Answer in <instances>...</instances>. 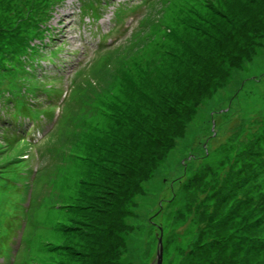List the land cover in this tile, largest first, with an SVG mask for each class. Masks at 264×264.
Returning a JSON list of instances; mask_svg holds the SVG:
<instances>
[{"label": "rangeland", "instance_id": "374dc122", "mask_svg": "<svg viewBox=\"0 0 264 264\" xmlns=\"http://www.w3.org/2000/svg\"><path fill=\"white\" fill-rule=\"evenodd\" d=\"M103 1L92 19L83 17L87 0H0V61L47 43L50 24L57 37L44 52L54 56L57 45L59 59L34 69L49 81L67 70L54 86L70 88L44 142H0V167L21 162L14 177L23 173L0 205V260L19 233L13 264H152L160 237L162 264H264V0ZM221 27L237 42L251 28L240 46L249 56L224 63L228 79L164 150L154 108L192 87L195 55ZM9 65L0 80L17 75ZM35 122L10 129L40 140L48 121Z\"/></svg>", "mask_w": 264, "mask_h": 264}, {"label": "trees", "instance_id": "16d2710c", "mask_svg": "<svg viewBox=\"0 0 264 264\" xmlns=\"http://www.w3.org/2000/svg\"><path fill=\"white\" fill-rule=\"evenodd\" d=\"M26 1H28L31 6H36V2H39V0ZM90 1L93 2L94 0ZM44 20L45 19L43 18V21ZM244 27V25L241 26V32L243 31ZM247 30H251V28H248ZM247 30L245 34L243 33L244 36L240 37L242 40L239 39V41L237 42L234 33L230 32L232 31V29L228 31V29L221 27L214 36L209 38L210 43L198 50L197 55H195L197 66L190 68V78L188 81L189 83H193L192 87L190 85V87L187 86L176 90L178 96L174 95L175 98H172V95L167 96L160 103V105L155 106L154 114L155 116L160 118L161 123H163L164 125L162 124V129L156 128V126H152V130H154L156 134H161V140L164 139L163 142H160V145H162L163 143H167V145L164 146V150H168L173 147V141L175 138L183 137L185 126L190 121V117L194 115L195 108L199 105L200 101L204 99L209 93H211L212 89L222 85L228 79V74L223 69L224 63L228 61L230 63V68H236L240 66L244 58H247L249 56L250 50H247V48L244 46V49L240 47L248 41L245 39H249V37L251 36L248 35L249 31ZM42 32L43 31H41V33ZM37 51L38 45H34L30 48L15 47L11 51H9L8 57L0 61V70L6 69L7 65L11 63L12 65H9L11 67L10 69L15 70L17 75L9 79L8 75H6V77L0 80V84L3 83L4 79L5 82H12V85L10 86L15 87V82L18 79L36 76L30 74H27L28 76L24 75L23 69L25 70L26 62L29 63L28 67L33 70L34 63H36L41 57L38 56ZM212 81H215V83L213 84ZM148 121L149 115H145L142 119V123L147 125ZM132 137L134 147L141 146V143L137 142L136 140V138L138 137ZM126 159L127 157H124V160ZM124 165L126 166V168H124L126 170L131 166V163L128 162V164L126 165L124 162ZM134 186L135 185H133V187ZM136 190L134 191V193L136 192ZM1 194L2 192L0 190V195Z\"/></svg>", "mask_w": 264, "mask_h": 264}, {"label": "water", "instance_id": "95a60500", "mask_svg": "<svg viewBox=\"0 0 264 264\" xmlns=\"http://www.w3.org/2000/svg\"><path fill=\"white\" fill-rule=\"evenodd\" d=\"M160 232H161V235H162V226L160 224ZM156 237H157V234H156ZM158 238V237H157ZM152 264H162V244H161V237L158 238V244H157V253H156V257L153 261Z\"/></svg>", "mask_w": 264, "mask_h": 264}, {"label": "snow or ice", "instance_id": "6c2138e0", "mask_svg": "<svg viewBox=\"0 0 264 264\" xmlns=\"http://www.w3.org/2000/svg\"><path fill=\"white\" fill-rule=\"evenodd\" d=\"M0 264H2V262H0Z\"/></svg>", "mask_w": 264, "mask_h": 264}]
</instances>
